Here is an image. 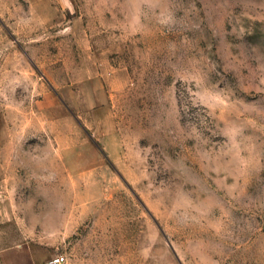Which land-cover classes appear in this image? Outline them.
Segmentation results:
<instances>
[{"label":"rangeland","instance_id":"374dc122","mask_svg":"<svg viewBox=\"0 0 264 264\" xmlns=\"http://www.w3.org/2000/svg\"><path fill=\"white\" fill-rule=\"evenodd\" d=\"M264 264V0H0V264Z\"/></svg>","mask_w":264,"mask_h":264},{"label":"built area","instance_id":"2783aa9c","mask_svg":"<svg viewBox=\"0 0 264 264\" xmlns=\"http://www.w3.org/2000/svg\"><path fill=\"white\" fill-rule=\"evenodd\" d=\"M48 264H68V258L64 254H59L51 259Z\"/></svg>","mask_w":264,"mask_h":264}]
</instances>
